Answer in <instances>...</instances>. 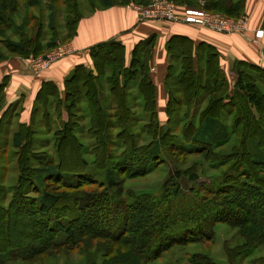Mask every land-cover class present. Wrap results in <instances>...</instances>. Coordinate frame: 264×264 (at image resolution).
<instances>
[{"label":"trees","instance_id":"obj_1","mask_svg":"<svg viewBox=\"0 0 264 264\" xmlns=\"http://www.w3.org/2000/svg\"><path fill=\"white\" fill-rule=\"evenodd\" d=\"M16 1L0 0V35L5 33L6 23L9 27L16 26L11 18L4 21L7 12L12 15L16 11ZM150 1L100 0L101 7L146 5ZM172 1L181 8L200 5V0ZM202 1L205 9L231 17L240 16L245 4V0ZM66 3L69 6L66 40L70 41L76 35L83 14L78 10L77 0H66ZM51 9L49 21L53 24L54 6ZM16 29L23 41L6 44L14 55L27 59L42 52L43 46L36 38L28 40L23 27ZM155 40L156 35L150 34L138 41L131 49L128 64L125 46L120 40L111 38L96 43L88 49L92 67L75 65L65 78L63 92L54 81L42 83L30 122L20 121L18 129L12 133L19 178L17 185L11 188L14 194L7 206L3 202L9 189L0 187V231L5 233L0 246V264L5 262L7 252L26 259L46 245L61 246L64 244L61 238L73 241L75 234L83 229L102 233L114 243L127 244L129 251L135 254L126 264H147L172 246L207 241L219 221L234 225L247 222L250 218L242 212L247 206L264 221V69L236 60L232 66L233 80H230L221 68L220 54L215 47L206 42L194 44L185 35H171L164 44L168 60L164 77L166 120L161 124L151 77L150 60ZM50 43L51 47L58 41L52 39ZM5 58L6 55H0V61ZM9 80L10 76L6 75L0 83V132L10 123L6 116L18 105L12 103L4 110ZM14 112L20 116V111ZM182 123L180 136H177L176 126ZM50 132L55 141L54 151L40 150L46 147ZM40 135L46 138H39ZM81 136L88 142H83ZM233 137L238 143L220 151ZM245 137L251 139V151L245 147ZM143 138L149 140L142 143ZM116 149L121 150L120 156L113 160ZM175 150L205 153L210 157L218 155V158L220 155L219 165H227L228 172L223 175L218 189H205L225 195L231 207L238 209H229L225 200L202 203V198H198L199 211L191 214L176 211L175 201L183 196V172L171 158ZM69 154L74 155V161L67 160ZM2 155L0 148V158ZM35 162L37 165L33 166ZM166 162L172 168L160 192L122 190L119 176L142 178L152 168ZM253 172L257 173L254 178ZM195 178L193 174L188 176L191 182L196 181ZM52 181L69 189V197L47 190V183ZM87 185L97 186L99 191L81 190ZM27 186L39 194L29 202L21 195ZM189 193L196 195L197 191L192 186ZM63 198L68 199L66 208L59 204ZM122 202L124 208L119 206ZM27 205H34L35 220L40 221L41 227L47 226V236L52 235L55 242L47 240V244L26 248L27 243L13 238L14 232L25 236L27 241L34 235L25 230L15 231L13 227L12 216L15 220L20 217L27 227L28 218L23 216L28 211ZM85 207L95 210L85 214ZM116 207L119 208L116 210ZM65 209L75 214L66 215ZM98 219L103 222L96 228ZM136 224L138 231L135 232ZM127 233L130 236L122 239ZM253 237H249L250 244L264 238V234L256 230ZM243 246L246 247V242L232 252L239 255ZM192 256L193 261H197L196 254Z\"/></svg>","mask_w":264,"mask_h":264},{"label":"rangeland","instance_id":"obj_2","mask_svg":"<svg viewBox=\"0 0 264 264\" xmlns=\"http://www.w3.org/2000/svg\"><path fill=\"white\" fill-rule=\"evenodd\" d=\"M77 2L78 10L81 14H87L91 11L92 7L101 6L100 0H77ZM16 4L18 5L16 11L12 15H10V11L7 12V17L4 19V21H7V19L11 18L16 26L9 27V24L7 25V23L5 26L2 25L6 30L4 34L0 35V55H2V57L6 55L5 59H7L9 56H16L7 48L6 44H8V42L18 43L23 41V38L19 35L18 29H16L18 27H23V30L27 33L28 40L36 38L37 42L43 46L41 53L37 54V56L27 58L29 63L31 58H37L52 53L60 45L69 42L66 40L68 34L67 14L69 8L66 0H17ZM175 4L177 5V3ZM51 6H54L55 13L53 24L49 21V15L52 11ZM52 39L58 41V43L50 47L49 44H51L50 41ZM3 40L5 41L3 42ZM229 77V79L232 80L233 76L230 75ZM5 107L4 110L7 109H5ZM14 110L19 112L20 107L15 106L10 114L6 116V118L10 120V123L4 125L0 132V148L3 152V155L0 158V187L4 186L9 189L7 197H4L5 200L3 202L6 206L13 198L14 191L11 188H14V186L17 185L19 178L17 156L13 154L15 148L12 146L11 139L12 133L18 129L21 120L20 116L16 115ZM157 111L162 124L166 120L164 107L159 104ZM65 117H67L66 113ZM182 126L183 123L176 126L177 136H180V130L183 128ZM47 136L49 137L45 141L46 147L40 150H48L49 152H52L54 151L53 145L55 142L52 132L48 133ZM39 138H46V135H40ZM81 140L83 142H88V139L85 136H81ZM148 140L149 139L143 138L141 142H147ZM244 140H246L245 144H247L245 147L251 151V147H253L250 144L251 139H246L245 137ZM237 143L238 140L233 137L228 146L226 145L224 148L220 149V151L225 150L232 145H236ZM119 151L121 150L116 149L117 153L115 152L112 155L113 160H117L120 156ZM217 156L213 155L210 157L205 153H184L181 150L174 151V155H172L171 158L173 161L175 160L177 166H180L183 172V177L181 179L183 196L180 200L175 201L174 205L176 211L182 212V214H191V212L199 211L196 202L200 198H202L200 199L202 203H207L214 199L219 202L225 200L226 206L229 209H238L236 206L231 207L229 199L225 195L219 192L210 193L205 189H218L221 180H223V175L225 172H228L229 167L227 165H219L221 156L219 155V158ZM89 158L91 159V157ZM74 159L73 154L67 155L68 161L72 162ZM36 165V162L33 163V166ZM171 168L170 164L166 162L162 163L159 167L152 168L150 172L142 178H129L127 174L122 177L119 176L120 179L122 178L121 188L122 190L134 189L137 193L144 191L160 192L161 185L167 179ZM192 174L196 176V181L194 182L188 180V176ZM251 176L254 178V176H257V173L253 172V175ZM192 186L195 188V191H197L196 195L189 193V188ZM46 189L55 194H64L66 197H69V193L67 192H71L69 189L61 186L59 182L54 181L47 183ZM81 190L85 192H98L99 187L87 185L83 186ZM21 195L27 200V202L31 201L32 198L39 196V194L34 192L30 186H27L24 189V192L22 191ZM231 198L234 197L231 195ZM66 202H68V199L63 198L62 202L59 204H61L62 207H65ZM119 206L124 208L125 203L122 202ZM25 208L28 211H25L26 214L23 216L28 218L25 220V222L28 221L27 227H24L23 220L20 217L16 216L17 218L15 217V220L14 216H12L14 223L13 227H15V231L25 230V232H32L34 235H30L31 239L27 241L25 236L23 237L20 233L14 232L12 234L13 238L17 240L20 239L24 244L27 243L25 246L26 248L31 245L34 248L35 246H41L47 240L48 242H53L54 240L51 238L52 235L47 236V226L43 228L41 227V224L38 223L40 221L35 220V215L32 214L34 205H27ZM117 208L119 207H116L115 209L117 210ZM102 209L104 210V208ZM94 210L95 208L85 207L83 212L87 214ZM242 212L248 214L250 219L247 222L234 225L227 221H219L214 224V232L207 241L201 240L194 244L172 246L163 252L157 259L150 261L147 264H264V238H261L253 244H250L252 240H249V237L252 238L253 232L256 230H260L261 233L264 234V221H262L256 212H254V209H248V206L245 207ZM64 214L74 215L75 213L72 210L70 211V209H65ZM119 219L120 218L117 219L118 223L120 222ZM102 222L103 220L98 219V221L95 222V227L98 228L97 226H101ZM8 230V233H10V228H8ZM133 230L138 231L137 224L136 228ZM4 234V231L2 232L1 230L0 246L3 245ZM7 236L11 237V235ZM129 236L130 233H127L121 238L126 239ZM256 237L257 236L253 238ZM61 240L64 242L61 246L51 245L46 247V245L45 248L38 251L36 250L33 254L28 253L29 255L25 257L26 259H23V257H13L10 255V252H7L5 253L6 256L9 255L6 257L3 264H126L125 261L130 260L135 254L134 251L133 254L132 251H129L127 244L123 242L114 243L115 241L110 240L102 233L89 232L85 231V229L75 234V239L73 241H66V239L63 238H61ZM245 242L246 247H242V252H240L239 255L232 252V250H234L233 248H236L238 245H245ZM118 250H120V253H118ZM193 254H196L197 257V261L195 262L192 258Z\"/></svg>","mask_w":264,"mask_h":264},{"label":"crops","instance_id":"obj_3","mask_svg":"<svg viewBox=\"0 0 264 264\" xmlns=\"http://www.w3.org/2000/svg\"><path fill=\"white\" fill-rule=\"evenodd\" d=\"M241 15L246 16L244 32L224 33L182 22L143 19L136 10L125 5L97 7L83 14L79 20L76 35L69 41L72 52L55 61L48 69L37 72L33 70L28 59L18 56H9L0 61V83L6 75L10 76L6 88L5 109L12 103H17L21 122L29 123L34 100L42 83L54 81L63 92L65 78L75 65L85 64L92 67L88 49L111 38L124 44L128 64L133 46L150 34L156 35L150 63L157 107L159 104L164 107L166 103L164 77L168 60L164 44L173 34L185 35L194 44L206 42L215 47L220 54L221 68L228 78L233 76L232 66L236 60H243L264 69V0H245ZM257 30L263 31L259 38L254 35Z\"/></svg>","mask_w":264,"mask_h":264},{"label":"built area","instance_id":"obj_4","mask_svg":"<svg viewBox=\"0 0 264 264\" xmlns=\"http://www.w3.org/2000/svg\"><path fill=\"white\" fill-rule=\"evenodd\" d=\"M200 0L198 6L179 7L171 0H151L146 5L129 3L127 8L136 10L143 19L164 20L167 22H182L198 25L210 30L224 33H243L246 16L231 17L219 12L207 10ZM262 30L255 31V37H261ZM72 49L68 43L60 45L55 51L47 54V58L40 56L30 59V65L35 71L49 68L55 61L69 55Z\"/></svg>","mask_w":264,"mask_h":264},{"label":"water","instance_id":"obj_5","mask_svg":"<svg viewBox=\"0 0 264 264\" xmlns=\"http://www.w3.org/2000/svg\"><path fill=\"white\" fill-rule=\"evenodd\" d=\"M44 58H47V55H44Z\"/></svg>","mask_w":264,"mask_h":264}]
</instances>
